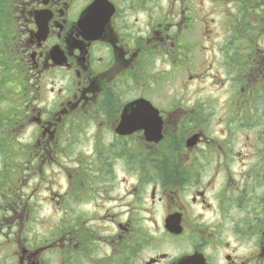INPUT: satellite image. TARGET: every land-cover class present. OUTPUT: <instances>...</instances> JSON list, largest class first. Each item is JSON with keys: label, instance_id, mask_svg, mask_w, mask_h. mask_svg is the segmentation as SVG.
<instances>
[{"label": "flooded vegetation", "instance_id": "flooded-vegetation-1", "mask_svg": "<svg viewBox=\"0 0 264 264\" xmlns=\"http://www.w3.org/2000/svg\"><path fill=\"white\" fill-rule=\"evenodd\" d=\"M167 1L0 0V153L21 148L29 164L0 176V264H264V162L236 167L242 107L264 156V1L223 10L218 31L207 15L222 3ZM200 75L232 84L219 136L185 92ZM138 99L158 110V143L118 131ZM70 140L90 142V171L44 176ZM45 205L58 216L33 237Z\"/></svg>", "mask_w": 264, "mask_h": 264}, {"label": "rangeland", "instance_id": "rangeland-1", "mask_svg": "<svg viewBox=\"0 0 264 264\" xmlns=\"http://www.w3.org/2000/svg\"><path fill=\"white\" fill-rule=\"evenodd\" d=\"M170 1V0H169ZM264 1V0H262ZM161 5L164 9L167 8L168 1L167 0H160ZM192 3V7H196L199 9L200 5H203L208 8L212 9L214 6L219 7L220 3L221 7H223L221 10L217 8L215 11H210L207 15L208 22L210 24V28L213 30V28L218 31L223 27V22H224V13L223 10H226L227 15L229 16L232 13H236V8L238 4L240 3L243 6L244 0H190ZM228 10V11H227ZM214 21V22H212ZM195 33H200V30L203 28L200 26L199 23H197L195 26ZM194 59L195 61H199L202 63L204 54L200 53V56L197 54H194ZM195 70L196 74L201 73H207L208 71H205L207 69V65L202 63V66L200 64L195 65ZM213 71H216L213 69ZM195 79L189 84V87L185 90L187 93H193L196 92L197 94H193V101H190L189 104L195 107L197 114L200 116H206V120L209 122L210 126V133L212 135H218V132L224 128V124H226V128H230L229 122L227 118L226 122L223 120V117L226 112L227 108V103L228 99L231 96V91L233 88H231L232 84L229 83L226 86H223L222 84L216 83L215 80H213L210 77L207 76H202L200 75L198 77V80ZM6 85H2V91H1V96H2V109L3 112L7 109V103L4 100H8L10 96V91L7 89L6 91ZM225 87L224 90H222ZM208 98V99H207ZM243 102V101H242ZM205 104V107H204ZM244 105H250L251 103L248 102ZM250 114V107H242L240 113L238 114V119H237V126L240 128L239 132L237 133L239 136V140L236 138V144H237V149L242 148L244 156L241 159V163L238 164L236 167L239 169V175L243 174H251V169L250 167L255 165L256 163L263 161L264 162V156L262 155V149H261V141L259 140L258 135L254 132V130L251 128V115ZM229 120H234L233 114L229 115L228 117ZM261 121H264V117L260 119ZM263 128V127H261ZM29 133L27 132L24 135L25 139H28ZM81 140H70L67 143L66 146V152L63 153L59 159V163H56L54 165H50L49 167H45L43 169L44 176H67L66 173H76L77 171L82 170L83 165L85 166L86 171H90L91 168V162L89 161L90 153L88 151L91 150V145L89 141L86 142H80ZM255 148V149H253ZM88 152L85 154L86 160H84L83 164L80 162V155L79 152ZM253 151V154L255 156H251L250 152ZM247 153V155H245ZM13 153L6 151V154L4 156L3 152L0 153V173H8L5 170L4 162L5 160L9 161V167L19 168V173L22 176H26L27 173V167L28 165L26 164L25 159H21L20 161L16 162L15 159L12 160ZM261 158V159H260ZM14 162V163H13ZM16 162V163H15ZM87 163V166H86ZM19 167H17V165ZM262 166L264 165L261 164ZM90 166V167H89ZM257 168L259 171L264 173V167H261L257 164ZM84 171V172H86ZM149 170H147L148 173ZM15 172V169H14ZM117 175L123 176L125 173L124 171H121L120 169L117 168ZM119 175V176H120ZM252 175V174H251ZM89 176V175H88ZM127 176H133L131 173L128 174ZM27 177V176H26ZM27 178L24 179L23 181L19 184L18 188H24L26 185ZM58 215L51 211V209L48 207V205H45L44 208L37 214V218L39 220L37 222L28 223L29 226L31 227L30 230L28 231V234L32 235L33 237L35 235H38L39 238L44 237L42 236V231L43 230H48L51 227V222L54 221L53 218H56Z\"/></svg>", "mask_w": 264, "mask_h": 264}, {"label": "water", "instance_id": "water-1", "mask_svg": "<svg viewBox=\"0 0 264 264\" xmlns=\"http://www.w3.org/2000/svg\"><path fill=\"white\" fill-rule=\"evenodd\" d=\"M142 110H145V117H146V124L145 125H150L152 126V129H147L146 134H147V138L149 140H154L156 142H158L160 140V138L162 137L161 134V124H160V120L158 118L156 125L154 123H151V121L154 120L157 117V111L153 108V106L144 100H140V101H135L133 103H131L129 106L126 107L125 112L123 114V120L121 122V126H130V127H134V129H138V127H141V121L140 118L142 116ZM128 112H130L131 114L128 115ZM156 116V117H154ZM150 117H153L150 119ZM128 120V122H127ZM121 133H129L131 132V130L128 132H124L119 130ZM194 141V140H193Z\"/></svg>", "mask_w": 264, "mask_h": 264}, {"label": "trees", "instance_id": "trees-1", "mask_svg": "<svg viewBox=\"0 0 264 264\" xmlns=\"http://www.w3.org/2000/svg\"><path fill=\"white\" fill-rule=\"evenodd\" d=\"M2 136H4V133H2ZM6 151H10V150L8 148H3V152H6ZM4 166H5L6 172H9V162H8V160H5ZM162 176H175L174 170L171 169V166L170 165H165V163H163V162H162Z\"/></svg>", "mask_w": 264, "mask_h": 264}]
</instances>
